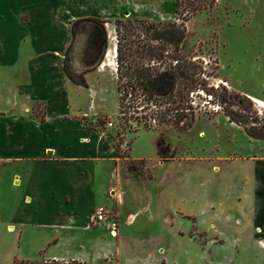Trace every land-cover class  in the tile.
I'll return each instance as SVG.
<instances>
[{
	"label": "crops",
	"instance_id": "0c3cea01",
	"mask_svg": "<svg viewBox=\"0 0 264 264\" xmlns=\"http://www.w3.org/2000/svg\"><path fill=\"white\" fill-rule=\"evenodd\" d=\"M97 1L119 17L128 0ZM66 3L0 0V264H201L203 250L176 223L191 212L173 204L171 190L154 192L155 205L152 200L120 214L117 238L106 226L89 224L97 206L111 203L114 187L124 205L126 179L118 169L116 136L100 121L112 112L104 105L108 95L100 78L107 63L100 58L115 47L106 46L103 29L78 33L71 70L86 72L88 87L73 83L65 71V54L73 41L72 23L81 19L70 18ZM77 89L89 91L86 109L72 102ZM40 105L43 121L35 116ZM238 158L264 163V156ZM246 208L261 226L251 224L245 231L264 232V185L254 190ZM154 223L158 229L151 228ZM89 234L100 235L87 247L82 238ZM176 240L191 243L193 252L173 245ZM256 242L264 246V236L256 235Z\"/></svg>",
	"mask_w": 264,
	"mask_h": 264
},
{
	"label": "rangeland",
	"instance_id": "374dc122",
	"mask_svg": "<svg viewBox=\"0 0 264 264\" xmlns=\"http://www.w3.org/2000/svg\"><path fill=\"white\" fill-rule=\"evenodd\" d=\"M180 4L177 11L176 0H128L122 14L112 17L97 0H67L70 18L103 16L108 48L117 47L116 20L143 19L153 23L187 20L182 56L203 66L208 90L215 88L219 95H239L227 97L222 103L215 99L210 102L205 93L195 94L192 98L195 122L188 130L167 125L146 128L140 113L120 112L116 51L115 57L109 50L103 53L100 61L106 62L107 67L102 69L100 80L108 95L104 105L112 112L100 121L114 124L112 128L106 127L116 136L118 169L126 179L122 186L124 205L114 187L109 193L108 207L114 210L120 228L123 222L120 214L137 211L152 200L155 205L154 192L159 190L165 195L171 190L176 195L173 204L191 212L176 223L203 250L201 264H264V246L256 242V235L264 236L263 230L250 227L245 231L251 224L261 226L246 205L251 202L254 190L258 193L264 185V163L259 159L238 158L264 156V139L252 138L245 132L246 129L264 134V108L253 101L255 98L264 102V0H182ZM93 28L102 30L87 21L79 33ZM90 82L97 86L94 75ZM72 98L83 109L90 103L88 90L77 89ZM43 109L40 105L39 111ZM231 112L236 123L227 116ZM251 176L253 180L245 181ZM101 196L100 192L98 199L104 204ZM151 228L158 226L154 223ZM99 235H85L82 241L88 247L87 242H94ZM172 244L189 253L194 250L187 241L176 240ZM26 247L28 252L32 249L31 244Z\"/></svg>",
	"mask_w": 264,
	"mask_h": 264
},
{
	"label": "trees",
	"instance_id": "16d2710c",
	"mask_svg": "<svg viewBox=\"0 0 264 264\" xmlns=\"http://www.w3.org/2000/svg\"><path fill=\"white\" fill-rule=\"evenodd\" d=\"M182 0H176L177 11ZM100 26L106 34L105 22L96 19H81L72 23L73 41L65 54V71L76 85L88 87L86 73L77 74L71 70V53L74 42L84 22ZM186 22L153 23L143 19L134 21L116 20L117 47V92L120 112L140 113L146 128L173 126L177 130H188L195 122L193 97L205 93L213 101L226 102L239 95L217 94L215 88L207 89V73L196 60H189L181 54L186 38ZM220 88V87H219ZM244 111L247 108H243ZM227 115L230 122L236 123ZM35 116L44 120L39 108ZM255 139H264L263 133L247 131ZM15 264H23L16 261ZM29 264V263H25Z\"/></svg>",
	"mask_w": 264,
	"mask_h": 264
},
{
	"label": "built area",
	"instance_id": "2783aa9c",
	"mask_svg": "<svg viewBox=\"0 0 264 264\" xmlns=\"http://www.w3.org/2000/svg\"><path fill=\"white\" fill-rule=\"evenodd\" d=\"M106 126L112 128L114 124L113 122H109ZM88 222L91 226H106L114 238L118 237L119 224L115 212L111 207L106 205L97 206L90 215ZM66 264L70 263L67 262Z\"/></svg>",
	"mask_w": 264,
	"mask_h": 264
},
{
	"label": "bare ground",
	"instance_id": "6f19581e",
	"mask_svg": "<svg viewBox=\"0 0 264 264\" xmlns=\"http://www.w3.org/2000/svg\"><path fill=\"white\" fill-rule=\"evenodd\" d=\"M111 32V31H110ZM110 51V50H109ZM112 54L114 55L115 54V51L112 52ZM109 58V57H106V59ZM106 61V60H105ZM253 101H255V103H257L259 106L263 107L264 108V102L258 100V99H253Z\"/></svg>",
	"mask_w": 264,
	"mask_h": 264
}]
</instances>
